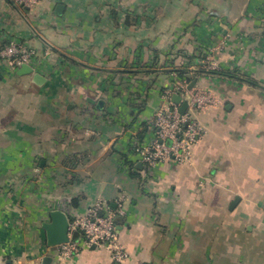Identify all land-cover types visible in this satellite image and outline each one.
<instances>
[{
    "label": "crops",
    "instance_id": "obj_1",
    "mask_svg": "<svg viewBox=\"0 0 264 264\" xmlns=\"http://www.w3.org/2000/svg\"><path fill=\"white\" fill-rule=\"evenodd\" d=\"M10 40L43 82L0 64V262L115 264L96 247L60 258L42 225L123 194L126 264H264V0H0ZM181 61L221 104L194 114L191 164L149 168L133 145Z\"/></svg>",
    "mask_w": 264,
    "mask_h": 264
},
{
    "label": "built area",
    "instance_id": "obj_2",
    "mask_svg": "<svg viewBox=\"0 0 264 264\" xmlns=\"http://www.w3.org/2000/svg\"><path fill=\"white\" fill-rule=\"evenodd\" d=\"M23 8H31L38 0H12ZM215 47L213 51L220 50ZM36 57V51L23 41L10 40L0 46V61H5L13 70L22 65H30ZM181 69L184 62H180ZM203 68L209 72L218 70V64L209 54L203 60ZM188 81L173 74L172 84L161 94V106L149 119L148 128L153 136L149 141L134 143L133 152L143 165L153 168L159 163L173 161L177 165L191 164V148L206 134L204 127L195 119L194 114L220 106L217 97L208 90H188ZM178 96L187 102L184 114L178 111L179 105L172 102ZM126 197L120 194L114 206L105 200L96 201L83 215L69 221L68 242L56 246L57 255L70 259L79 254L81 249L102 248L109 253L115 264H126L128 254L119 239L116 229L118 218L125 216ZM78 233V240L71 241V236ZM0 264H5L0 262Z\"/></svg>",
    "mask_w": 264,
    "mask_h": 264
},
{
    "label": "water",
    "instance_id": "obj_3",
    "mask_svg": "<svg viewBox=\"0 0 264 264\" xmlns=\"http://www.w3.org/2000/svg\"><path fill=\"white\" fill-rule=\"evenodd\" d=\"M64 10L63 5H57L54 10V14L57 16H60ZM38 36V35H37ZM51 49H53L50 45H48ZM55 50V49H53ZM164 73H169L171 70H160ZM175 71H180L184 73H196L197 70L193 69H177ZM16 75L18 76H27V75H33V81L36 84H39L43 82V78L35 74L33 71V68L30 65H22L20 68H18L16 71ZM196 80H193L188 85V90H191L195 87ZM264 89V88H263ZM172 102L176 105H179L178 111L182 115L185 113L187 109V102L186 101H180V98L178 96L172 97ZM102 102H99L97 105V108H100ZM50 222L43 224L42 228L45 232V242L48 247H55L60 244L68 242V227H69V221L66 217V215L60 211H51L49 214ZM78 233H74L71 236V241L76 242L78 240ZM95 248V247H93ZM92 248V249H93Z\"/></svg>",
    "mask_w": 264,
    "mask_h": 264
},
{
    "label": "rangeland",
    "instance_id": "obj_4",
    "mask_svg": "<svg viewBox=\"0 0 264 264\" xmlns=\"http://www.w3.org/2000/svg\"><path fill=\"white\" fill-rule=\"evenodd\" d=\"M14 3V2H13ZM15 5H16V3H14ZM4 64V65H6V67L9 69V71H13V68L14 67H11V66H9L8 64H7V62H5V61H0V64ZM35 62L34 61H30V66H32L33 64H34ZM14 73V72H13ZM21 80L22 81H26L27 82V78L25 77V76H22V78H21Z\"/></svg>",
    "mask_w": 264,
    "mask_h": 264
},
{
    "label": "trees",
    "instance_id": "obj_5",
    "mask_svg": "<svg viewBox=\"0 0 264 264\" xmlns=\"http://www.w3.org/2000/svg\"><path fill=\"white\" fill-rule=\"evenodd\" d=\"M174 73L176 74L177 78H179V79H183V80L186 79L187 81L189 80V77H188V74L187 73L180 72V71H175Z\"/></svg>",
    "mask_w": 264,
    "mask_h": 264
}]
</instances>
